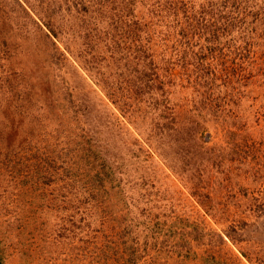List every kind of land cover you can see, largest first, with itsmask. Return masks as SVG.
<instances>
[{"label":"rangeland","instance_id":"374dc122","mask_svg":"<svg viewBox=\"0 0 264 264\" xmlns=\"http://www.w3.org/2000/svg\"><path fill=\"white\" fill-rule=\"evenodd\" d=\"M0 264H264V0H0Z\"/></svg>","mask_w":264,"mask_h":264}]
</instances>
